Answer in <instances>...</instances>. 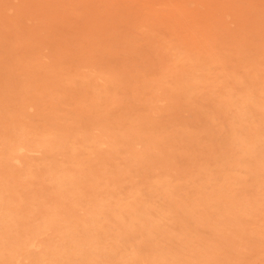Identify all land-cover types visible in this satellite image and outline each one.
<instances>
[{"label": "bare ground", "instance_id": "obj_1", "mask_svg": "<svg viewBox=\"0 0 264 264\" xmlns=\"http://www.w3.org/2000/svg\"><path fill=\"white\" fill-rule=\"evenodd\" d=\"M47 1L20 0L16 12L36 19L22 29L20 15L6 13L11 0H0V19H8L0 51V264H221L226 251L231 252L226 264L251 258L246 251H253L254 237L264 234V202L261 196L238 197L235 185L239 166L264 175V45L250 57L228 34L235 63L226 72L229 57L221 59L210 42L219 26L226 34L216 19L234 4L173 0L169 17L187 26L196 43L203 42V55L164 42L174 65L160 69L158 77L150 73V80L135 73L127 82L118 55L123 49L116 45L121 37L109 23L160 19L158 13L164 14L156 4L169 0H82L86 8L78 14L67 13L62 4L51 8ZM191 2L207 5L205 13L190 10ZM237 25L241 35L248 27L262 38L264 10L252 18L239 15ZM73 31L75 41L68 39ZM201 57L206 67L218 70L220 80L231 76L236 83L244 80L246 63L256 60L253 76L261 94L254 100L247 87L236 92L223 84L217 109L235 107V114L222 145L209 147L200 161L180 152L189 136L186 123L178 121L171 133L153 117L157 102L168 99V107H177L180 96L193 97L203 74L183 66ZM63 94L70 99L66 109L59 107ZM126 96L143 101L145 113L118 112ZM45 103L50 111L42 110ZM29 107L36 110V122ZM34 150L42 155L28 158ZM182 156L184 163L196 165L183 176L191 181L188 189L169 178L176 168L169 165ZM153 166L161 173L150 175ZM126 180L130 183L123 187ZM252 223L258 229L245 228ZM202 225L214 237L203 238Z\"/></svg>", "mask_w": 264, "mask_h": 264}, {"label": "rangeland", "instance_id": "obj_2", "mask_svg": "<svg viewBox=\"0 0 264 264\" xmlns=\"http://www.w3.org/2000/svg\"><path fill=\"white\" fill-rule=\"evenodd\" d=\"M105 0H96V3H102ZM213 2V0H206L205 3ZM220 0H216L215 5L218 4ZM234 4L235 9L230 10L228 13H222L219 17H217L216 22L219 25H223L226 29V34L223 29L218 27L215 29L214 35L212 34L214 44L212 46V51L217 53L221 59H225L229 57L225 65V70L227 73H231L230 68L235 63V53L229 52L228 46L226 44V39L228 38V34L235 39H230L232 42L236 43L237 41H241V49L250 57H257V53L259 51L260 45H264V36L259 38L251 29L246 28L243 35L240 34V28L237 25V18L239 15H242L244 18H252L256 16L264 10V0H228ZM174 1L169 0L168 4L158 3L156 4L157 9H159L162 14L157 13L160 16V19H148L147 21H141L140 19H125L123 21H118L117 23L110 24L109 26H115L114 35L121 37L119 41L116 42V45L122 48V52L120 55V62L123 63V71L121 76L127 82L132 81V76L135 73L143 74V77L146 80L149 79V74L152 73L154 77L157 76V72L162 70H167L171 68L174 63V55H171L168 50L162 46V43H171L174 44L175 50H186L190 51L195 48L198 54L204 53V44L201 40L196 43L192 37L190 29L181 25L176 19L170 18L168 11L169 8L174 7ZM12 6L6 10L11 17L19 16L20 13L16 12L17 5H21L20 0H11ZM47 3L51 8L57 7L58 5L53 4H62L65 7L66 12H75L76 14L81 13L84 8H86L85 4L82 0H48ZM188 7L192 11H197L199 13H205L207 9V5H199L195 2H191L188 4ZM222 12L221 10L216 12L217 14ZM65 13V10H64ZM112 14V13H111ZM97 15V14H95ZM236 15V16H234ZM114 17V16H112ZM166 19H162L165 18ZM119 19V18H115ZM197 19H200V14L197 15ZM8 19H0V51H3L1 46V41L7 39L6 31L3 32L4 21ZM104 20V19H103ZM161 20V21H160ZM81 19H77L75 23V27L78 28ZM249 22V21H247ZM36 23V19H27L25 15L21 14L19 19V24L22 29L27 28L28 25H33ZM123 23V25H122ZM250 23V22H249ZM74 28V27H73ZM78 36L76 33L71 32L69 38L71 41H75ZM256 46L255 48H253ZM252 48V49H251ZM44 52L49 53V48H45ZM41 60L46 61L48 58L46 56H42ZM205 59L203 57L199 59L191 60L190 63L184 64L183 68L186 70L192 69L193 72L203 74L200 82L201 84L193 97L189 100H182L181 96L176 100L177 104L180 106L177 107H168V99L163 100L161 102H157V106L160 108L157 109V115L153 117L154 121H158L162 125V129H169L170 132H175L178 121H183L186 123V128L188 129L189 136L182 143L183 150L180 152H185L188 154L190 152V156L194 155L195 158L200 159L201 157H205L208 154L207 149L209 147L217 148V145L222 143L225 140L227 131V123L233 118L235 114V107L228 108L226 111L222 112L221 109L218 108L217 98L222 90V87L225 84L228 88L235 90L238 92L242 87H247L248 92L251 94L252 99L258 100L260 97V90L258 87V82L254 79V69L256 65V60L251 63H246L247 68L243 69L241 73L243 74V81L241 83H236L231 80V76L227 77L224 80H220L218 78V70L214 67H206L204 65ZM146 75V76H145ZM172 76H166L167 81H172ZM120 93H123L122 89H119ZM124 101L121 104L116 106L118 112H126L128 109H135L139 114L145 113V104L143 101H133L130 97H123ZM70 99L68 95L63 94L60 97V106L61 108H69ZM155 104V103H154ZM164 104L167 106L164 108ZM156 105V104H155ZM127 106V107H126ZM11 108V107H10ZM164 108V109H163ZM43 111H50L51 107L48 103L42 105ZM27 113L30 115L32 122H36V110L34 107H29L27 109ZM209 116L212 120L210 122ZM205 128L207 132H205ZM186 134V135H187ZM212 138V141L210 140ZM210 143H212L210 145ZM180 142H176V145H180ZM188 151V152H187ZM42 155L41 151L34 150L27 152L28 158L38 159ZM209 157V156H208ZM199 161V162H200ZM195 163H198L194 161ZM175 166L176 168L170 171L169 178L172 179V182L177 184L185 185L186 188H190L191 181L189 179H184L183 176L187 174H192L196 165H190L184 163L183 156L179 157L177 160V165H169ZM213 166L212 161L209 157L207 161V168H211ZM147 172L152 175H158L161 173L162 169L157 166L150 167ZM239 182L236 187L235 194H239L238 197L244 198H252L261 196L264 200V195L262 196L261 192L264 187V175L259 173V170L256 172H247L244 170L243 166H239ZM207 172V171H205ZM256 173V175H254ZM195 174V173H194ZM181 180V181H180ZM183 180V181H182ZM215 179H211L210 183ZM129 181H124L122 183L123 187H127L129 185ZM142 197L147 198L148 194L145 189L142 190ZM154 200L156 202H161L160 197H155ZM262 200V202H264ZM247 229L254 228L258 229V225L255 223L245 225ZM199 234L205 239H210L212 233L209 230L208 226L202 225L200 228ZM254 248L253 251H246L247 253H252L251 258H246L243 264H264V234L254 237ZM230 257L231 252L226 251ZM226 252L221 254V264H226ZM253 252L255 254H253ZM248 257V256H247Z\"/></svg>", "mask_w": 264, "mask_h": 264}]
</instances>
